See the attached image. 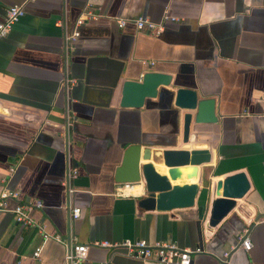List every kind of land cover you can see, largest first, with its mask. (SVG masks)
Listing matches in <instances>:
<instances>
[{"label": "crops", "instance_id": "1", "mask_svg": "<svg viewBox=\"0 0 264 264\" xmlns=\"http://www.w3.org/2000/svg\"><path fill=\"white\" fill-rule=\"evenodd\" d=\"M20 2L0 0V20L7 6ZM87 3L95 17L78 27L64 56V36ZM23 9L0 38V190L15 191L17 202L38 200L31 217L48 233L80 243L172 241L198 248L189 264H220L222 253L237 247L246 229L249 250L235 248L227 264H264V0H33ZM165 14L177 21L162 22ZM138 17L162 22V30L136 29ZM119 18L125 20L122 27ZM118 67L122 80L151 70L169 75V83L138 108L120 107L117 90L108 105L81 102L86 70L90 82L106 85ZM64 77L77 83L66 88L60 83ZM177 88L212 97L217 116L209 124L191 121L185 143L186 110L173 104ZM87 99H93L91 91ZM69 115L74 121L66 146L60 127ZM132 145H139L140 164L148 161L140 157L143 148L150 156L207 149L210 160L197 166L195 180L186 179L187 166L171 180L164 166L153 164L170 185L197 183L193 205L145 210L137 206L140 197L113 196L115 171ZM68 166L76 167L77 176L67 199L60 182ZM235 172L244 173L248 189L211 226L210 206L218 197L214 184ZM15 202L9 200V207ZM69 204L79 208L70 225ZM37 246L38 257L32 258ZM122 252L89 246L79 264H159ZM63 258V244L42 240L34 227L0 212V264H63Z\"/></svg>", "mask_w": 264, "mask_h": 264}, {"label": "water", "instance_id": "2", "mask_svg": "<svg viewBox=\"0 0 264 264\" xmlns=\"http://www.w3.org/2000/svg\"><path fill=\"white\" fill-rule=\"evenodd\" d=\"M91 59L94 60L95 58ZM96 59L107 61L105 58ZM89 61L87 62L89 63ZM119 67L114 70L112 80L106 85L90 82L89 72L86 70L83 78L85 86L81 102L93 106L108 105L109 99L117 90L120 107L138 108L142 106L145 99L156 95L158 86H166L169 83V75L151 70L141 74L137 80H122ZM76 83L77 80H75ZM88 91L93 93V99H87ZM103 94L107 96L105 101L101 99ZM173 104L178 109L186 110L182 121L181 141L183 143L188 140L191 121L193 124H209L217 120L214 111V99L212 97H200L195 90L177 88L174 92ZM131 151H134V155L129 153ZM127 152L120 167L115 171L114 181L142 180L144 182L146 194L137 200L138 207L145 210L168 211L193 205L198 190L197 183L183 182L182 184L170 185L166 176L155 170L150 158L156 159V164L164 166L169 179L174 180L180 175L183 166L189 168L186 172V177H189L196 173L198 165L208 163L210 155L207 149L161 150L158 154L150 156V149L143 148L140 157L142 160H148L143 164L139 163V145L129 146ZM247 189L248 181L243 172H235L217 180L214 184V191L218 197L211 202L209 225H215L234 206L235 199L242 197ZM207 194H209V189Z\"/></svg>", "mask_w": 264, "mask_h": 264}, {"label": "built area", "instance_id": "3", "mask_svg": "<svg viewBox=\"0 0 264 264\" xmlns=\"http://www.w3.org/2000/svg\"><path fill=\"white\" fill-rule=\"evenodd\" d=\"M33 0H22L18 4H12L5 8L4 15L0 20V38H3L7 35L11 26L18 21V19L24 14V4L30 3ZM89 3L85 4L82 8L80 14L74 20L73 26L68 33L64 36V48L63 55L67 56L73 48V44L79 36L78 27L83 24L85 20H89L95 17V15L89 10ZM163 21H177L176 18L163 15ZM162 22L152 23L149 20L138 17L133 20V24L136 29L146 28L149 32L153 34H158L162 30ZM60 24V21H57ZM117 26L122 27L125 24L124 19L116 20ZM61 85L66 86V88L71 87L75 84L74 79H68L64 77V80L60 82ZM74 121V116H66L64 122L62 123L60 129L62 135L65 138L66 146L69 144L68 134L72 122ZM77 176V169L74 166H68L65 171V174L62 178L61 186L65 195L68 196L72 193V181ZM113 196L121 198H138L143 197L146 194L144 182L142 180L138 181H125V182H116L112 191ZM15 200L13 207H9V200ZM17 193L11 190H0V212H11L13 215V220L15 223L22 226L34 227L39 233L42 240L51 239L58 243L63 244L64 246V258L63 264H79L86 259L87 249L89 246L96 247H109L118 249L121 248L123 256L140 261H152L159 264H189L190 254L198 252V248L188 249L177 246L172 241H155L153 243H147L143 239H137L134 241L122 240L120 242L109 243L104 240H95L89 243H80L75 240L74 237L67 235L66 237L61 236L58 233H48L45 230V225L42 222L35 221L31 217V211L34 208L40 206L38 200L35 201H18L17 202ZM68 214L67 222L68 225L78 217L79 208L76 206L68 205ZM264 223V217L262 219ZM237 247H241L243 250L247 251L250 248V241L247 237V230L244 229L241 236H239V244ZM235 247V248H237ZM225 250L222 253V259L220 264H227L231 252L235 249ZM40 247L37 246L31 253L32 258H37L39 254ZM105 264V263H99Z\"/></svg>", "mask_w": 264, "mask_h": 264}, {"label": "bare ground", "instance_id": "4", "mask_svg": "<svg viewBox=\"0 0 264 264\" xmlns=\"http://www.w3.org/2000/svg\"><path fill=\"white\" fill-rule=\"evenodd\" d=\"M154 165H155V167H156V165H159V164H156V163H153ZM186 179H189V180H195L196 179V174H193V175H191V176H189V177H186ZM193 182V181H192Z\"/></svg>", "mask_w": 264, "mask_h": 264}]
</instances>
